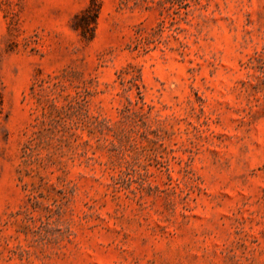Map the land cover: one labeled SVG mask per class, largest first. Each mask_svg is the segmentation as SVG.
<instances>
[{
  "label": "rangeland",
  "instance_id": "1",
  "mask_svg": "<svg viewBox=\"0 0 264 264\" xmlns=\"http://www.w3.org/2000/svg\"><path fill=\"white\" fill-rule=\"evenodd\" d=\"M0 264H264V0H0Z\"/></svg>",
  "mask_w": 264,
  "mask_h": 264
}]
</instances>
